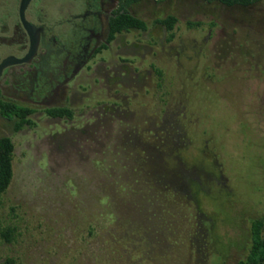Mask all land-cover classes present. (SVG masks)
Wrapping results in <instances>:
<instances>
[{"label": "rangeland", "instance_id": "obj_1", "mask_svg": "<svg viewBox=\"0 0 264 264\" xmlns=\"http://www.w3.org/2000/svg\"><path fill=\"white\" fill-rule=\"evenodd\" d=\"M51 1L43 0L49 20L79 3L56 0L49 10ZM136 10L171 15L173 28L117 35L77 85L34 107L30 125L14 131L0 117V137L13 144L0 262L236 264L244 256L249 222L264 214V0L247 8L160 0ZM134 37L137 55L126 59L142 80L125 119L140 140H126L122 121L91 114L106 98L103 65ZM16 82L3 85L7 95ZM58 106L71 119L42 111ZM170 124L181 140L174 149L147 131Z\"/></svg>", "mask_w": 264, "mask_h": 264}, {"label": "flooded vegetation", "instance_id": "obj_2", "mask_svg": "<svg viewBox=\"0 0 264 264\" xmlns=\"http://www.w3.org/2000/svg\"><path fill=\"white\" fill-rule=\"evenodd\" d=\"M73 1L79 2L74 11L67 12L63 16L60 15L61 17H51L49 20L46 14L48 6L45 7L43 0H27L23 10V18L32 24L36 30L38 38L36 52L28 62L10 64L1 69V101L31 108L34 113L35 106L46 105L55 99L57 100L63 91L67 93L72 84L76 83L75 80L78 76L89 70V63H94L93 60L108 48L117 35H126L132 32L150 33L158 28L162 31H170L173 28L172 26L170 30H166L157 16H148V14L136 10L138 5L154 6L160 0ZM202 1L205 3L217 2L225 7L247 8L258 0L247 6H226L217 0ZM19 2L20 0H0V61L10 56L19 58L25 54L28 48V36L18 17ZM51 3L49 10H53L54 5L56 7L57 1L52 0ZM121 12L141 20L144 23V29L126 28L115 33L112 39L107 41L109 20ZM167 16L171 15H165V17ZM56 25L58 28H55ZM144 39L149 45L158 43V39L153 35H148ZM172 39L171 34L167 39L163 38L167 42ZM137 42L138 39L134 37L129 45L122 48V54L118 52L119 55L113 64L106 65V67L103 65L101 78L106 98L97 107H94L95 109L91 114L94 119L105 116L111 121H122L124 124L123 134L126 140H131L133 137L135 140H140L136 125L131 124L130 127L125 119V114L131 110L130 104L133 103V100L134 103L137 102L138 92L136 88L141 85L139 81L142 80L137 69L130 65L131 61L126 59L127 56L134 57L137 55ZM15 80H17L16 84L13 85L15 93L9 96L4 92L5 87L3 85L10 84L11 81ZM46 108L51 107H43V113ZM147 131L148 133L151 132L149 133L150 136L159 142V146L168 142L171 146L174 144V149L175 143L181 145L179 134L172 124L168 126V130L162 131L161 128H157L156 130L147 129Z\"/></svg>", "mask_w": 264, "mask_h": 264}, {"label": "trees", "instance_id": "obj_3", "mask_svg": "<svg viewBox=\"0 0 264 264\" xmlns=\"http://www.w3.org/2000/svg\"><path fill=\"white\" fill-rule=\"evenodd\" d=\"M212 1V0H205ZM226 6L240 5L247 6L256 0H217ZM166 30H170L175 22V18L167 16L159 20ZM144 29V23L131 16L128 13L121 12L110 18L108 23L107 41L111 40L115 33L126 28ZM33 113V109L26 108L7 101L0 100V117L6 120H14L13 130H19L23 125H30L28 116ZM44 113L49 117L71 119L72 112L66 107H51L44 109ZM13 153V144L9 137H0V194L7 188L11 176V158ZM5 240L8 241L6 234L2 233ZM247 248L244 256L236 264H264V214L253 218L249 222ZM0 264H14L12 258H5Z\"/></svg>", "mask_w": 264, "mask_h": 264}, {"label": "water", "instance_id": "obj_4", "mask_svg": "<svg viewBox=\"0 0 264 264\" xmlns=\"http://www.w3.org/2000/svg\"><path fill=\"white\" fill-rule=\"evenodd\" d=\"M26 3H27V0H20L19 7H18V17H19V21L21 22L28 36L27 51L25 52L23 56L19 58L10 56V57L2 59L0 61V71L3 67L10 65V64L28 62L34 56L36 52V47H37V42H38L36 30L34 29V26L32 24L28 23L23 18V10H24V7L26 6Z\"/></svg>", "mask_w": 264, "mask_h": 264}]
</instances>
